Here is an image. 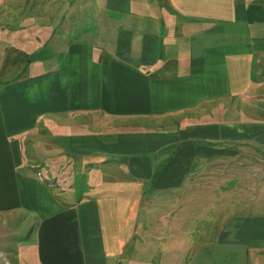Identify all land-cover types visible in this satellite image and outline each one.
I'll return each instance as SVG.
<instances>
[{"label": "crops", "instance_id": "1", "mask_svg": "<svg viewBox=\"0 0 264 264\" xmlns=\"http://www.w3.org/2000/svg\"><path fill=\"white\" fill-rule=\"evenodd\" d=\"M100 2L0 5V264H264V0Z\"/></svg>", "mask_w": 264, "mask_h": 264}, {"label": "rangeland", "instance_id": "2", "mask_svg": "<svg viewBox=\"0 0 264 264\" xmlns=\"http://www.w3.org/2000/svg\"><path fill=\"white\" fill-rule=\"evenodd\" d=\"M14 0H0V5L1 4H6V5H10V9L9 11H12V8H18L21 6L22 2H24L25 0H19L15 3H13ZM102 0H26V4H27V10L33 11L34 14H39L41 12H45V13H51V12H56L57 10H60L59 8L62 7L64 9V11L68 12L69 14H79V15H88V14H94V13H106V12H110V14L112 15V10H105V8L103 7L102 3L100 2ZM116 15V14H114ZM256 155L258 157H262L264 158V153L260 152L258 149H256ZM245 155H248L247 153H244ZM250 157L254 156V159H256V156L252 153L249 154ZM247 162H243L241 167L243 168H248L250 166L251 169H254V165H259L255 162V160L251 161L250 164L248 165ZM198 165L195 164L194 167ZM260 167V166H259ZM245 170V169H244ZM260 192V191H259ZM174 196H179V201L181 200V196H183L182 198H184V193L181 191V193H174ZM192 203H193V209H196V205L195 203H200L201 202V197L200 196H196L194 195L192 197ZM211 197H209V200L207 201V204H209L211 207L209 209L212 208V205L215 204V202L210 199ZM170 200V199H169ZM165 202L164 204L167 206L161 207L160 210L167 208L168 205L170 204V201ZM203 201L206 200V198L202 199ZM205 203V202H204ZM184 204H180L178 206H181ZM190 205V204H189ZM192 205V204H191ZM208 207V206H207ZM253 208V207H251ZM240 209V212H246L247 210L244 209V207L241 205L238 206V208L236 210ZM264 209V200H263V204L258 205L255 210L258 211H263ZM160 213H164L163 211H159ZM158 211H156V213L153 212V208L151 209L150 213L148 214V218L147 220H145V225L143 226L140 225L137 232H141V230L144 231V235L146 237H152V236H171V237H179L181 238L182 233L184 232V237H185V241H186V245H184V243H180L179 239L177 240L178 243L171 245L176 247L177 252H185V249H187V253L188 251H191L192 254H196L197 252L201 251L202 247L205 246V243H210L213 242L215 239L213 236L216 235V233H218V231L220 230V227H214V228H203V227H198L197 225L200 224L199 222L196 221H188L187 222V226L184 229H179V227L176 225L174 226V224H172L170 222V219L167 220H163V217L161 218V228H160V232L156 233L153 231V226H152V222L155 221V217L158 215L157 213H159ZM218 215V221L221 220V216L223 213L221 212H217ZM226 213V212H225ZM224 213V214H225ZM194 215H200L201 213H193ZM223 214V215H224ZM171 221H173V219H171ZM206 231V234H205ZM212 237V238H211ZM191 241V242H190ZM184 242V241H183ZM147 247H152L151 251H156L155 247H153L152 243L150 244H146ZM143 248L145 249V245L143 246ZM146 251V250H145Z\"/></svg>", "mask_w": 264, "mask_h": 264}]
</instances>
